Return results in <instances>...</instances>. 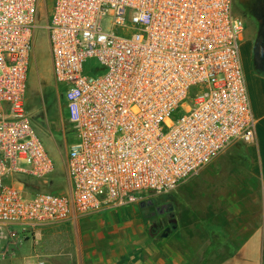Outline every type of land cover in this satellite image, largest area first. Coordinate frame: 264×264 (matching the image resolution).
<instances>
[{"label":"built area","instance_id":"obj_1","mask_svg":"<svg viewBox=\"0 0 264 264\" xmlns=\"http://www.w3.org/2000/svg\"><path fill=\"white\" fill-rule=\"evenodd\" d=\"M232 2L53 0L43 29L76 136L66 156L70 194L25 195L14 176L43 180L54 170L24 107L38 0H0V230L63 222L72 208L88 214L146 203L231 143H250L244 20ZM89 58L102 75H86Z\"/></svg>","mask_w":264,"mask_h":264},{"label":"crops","instance_id":"obj_2","mask_svg":"<svg viewBox=\"0 0 264 264\" xmlns=\"http://www.w3.org/2000/svg\"><path fill=\"white\" fill-rule=\"evenodd\" d=\"M255 38V25H246L240 55L255 133L244 145L243 183L212 194L204 217L189 213V223L183 228L174 210L177 227L169 233L165 232L168 226L159 223L164 214H148L153 206L145 210L148 205L142 204L88 214L72 208L69 218L58 223L8 224L0 230V264H264V46L255 65ZM66 124L73 130L68 117ZM49 177L39 180L19 174L11 184L32 195L26 179L42 186ZM66 180L67 191L61 195L70 194L67 174ZM255 199L260 219L252 227L247 220L251 213L245 208Z\"/></svg>","mask_w":264,"mask_h":264},{"label":"rangeland","instance_id":"obj_3","mask_svg":"<svg viewBox=\"0 0 264 264\" xmlns=\"http://www.w3.org/2000/svg\"><path fill=\"white\" fill-rule=\"evenodd\" d=\"M249 2L250 0H245L244 3L247 5ZM52 6L53 0H38L37 22L40 28L33 33V50L27 71L24 107L31 117L32 125L44 149L53 161L54 170L47 184L38 186L29 183L28 179L25 183L28 185L26 188L30 192L33 190V193L65 194L67 191V171L64 154L66 148L75 142L76 136L73 130H70L69 125L66 124L68 117L66 87L64 85L56 86L52 78L48 36L43 29ZM233 13L244 20V28L246 25H251L252 22L242 17L234 8ZM108 22V17L102 19L101 26L104 30L108 27ZM97 68H99V64L95 59L89 58L83 64L86 75L94 77L102 75L103 70H98L94 74ZM181 114L182 111L179 109L173 118L176 119ZM244 145L245 143L242 142L231 143L209 164L203 167L195 177L189 179L174 191L164 195H152L146 202L148 206L145 210L158 205L162 202V199L168 200L173 203L175 210L179 212L178 218L181 228L189 223V215L192 212L200 213L204 217L206 214L205 206L212 200V194H220L222 187L231 184H234L236 188V182L243 183L247 164L243 153ZM246 208L245 211L251 213L250 217H246L248 224L255 227L260 219L259 201L255 199L251 206ZM152 213L156 214L154 208L151 209V212H148V214Z\"/></svg>","mask_w":264,"mask_h":264},{"label":"trees","instance_id":"obj_4","mask_svg":"<svg viewBox=\"0 0 264 264\" xmlns=\"http://www.w3.org/2000/svg\"><path fill=\"white\" fill-rule=\"evenodd\" d=\"M245 0H233V8L244 18L252 22L256 27V38L253 45L254 64H257L261 47L264 46V0H250L245 5ZM243 153L246 157V152L243 146ZM25 186L28 185L25 183Z\"/></svg>","mask_w":264,"mask_h":264},{"label":"flooded vegetation","instance_id":"obj_5","mask_svg":"<svg viewBox=\"0 0 264 264\" xmlns=\"http://www.w3.org/2000/svg\"><path fill=\"white\" fill-rule=\"evenodd\" d=\"M153 208L157 215L164 214V216L161 219H159V223H162L168 226L167 228H170L171 225L169 221L175 217V213H174L175 208L173 206V203H171L168 200L162 199V202L156 206H153Z\"/></svg>","mask_w":264,"mask_h":264},{"label":"water","instance_id":"obj_6","mask_svg":"<svg viewBox=\"0 0 264 264\" xmlns=\"http://www.w3.org/2000/svg\"><path fill=\"white\" fill-rule=\"evenodd\" d=\"M150 204V203H149ZM145 205H148V203H143L141 206L143 207V206H145ZM169 223H170V225H171V227L170 228H166L165 229V232L166 233H169L170 232V230H175L176 229V227H177V220H176V218L174 217V218H172L170 221H169ZM164 236H166V234L164 235Z\"/></svg>","mask_w":264,"mask_h":264}]
</instances>
